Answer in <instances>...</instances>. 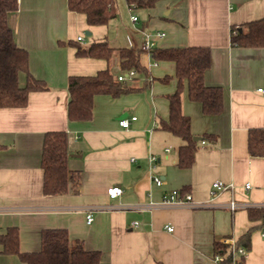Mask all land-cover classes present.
Returning <instances> with one entry per match:
<instances>
[{"label": "crops", "instance_id": "1", "mask_svg": "<svg viewBox=\"0 0 264 264\" xmlns=\"http://www.w3.org/2000/svg\"><path fill=\"white\" fill-rule=\"evenodd\" d=\"M126 1L130 25H117L113 36H108V24L90 25L85 14L70 10L68 0H18V10L10 13L16 42L29 52L31 72L48 88L31 92L25 107L0 108V233L17 226L22 251H39L44 229L65 228L72 241L101 251V264H220L215 243L238 241L258 224L249 219L248 207L264 206V156L248 149L249 130L264 127V93L259 91L264 88V47L231 43L233 26L264 17V0H157L152 7ZM157 32L166 34L155 37V48L209 46L212 64L205 82L224 90L223 111L208 115L185 87L182 109L191 117L193 135L215 136L199 142L189 168L178 164L183 140L160 125L169 120L168 96L178 85L173 61L144 52L148 76L139 79L138 73L129 81L141 90L97 95L90 120L68 118L71 75L107 68L115 77L127 72L117 53L110 59L79 56L70 41L88 47L107 38L114 48L141 47ZM164 76L171 79L165 82ZM25 81L21 73L20 83ZM133 116L137 119L128 128L119 124ZM49 130L67 131L68 165L79 179L70 185L78 181L77 191L43 192L41 161ZM158 176L161 186L153 179ZM217 180L233 183V191L211 193ZM112 186H121L122 194L111 198L107 190ZM175 189L191 193L196 205L164 204V196ZM232 199L245 206L232 211ZM262 229L252 233L245 264H264ZM0 264L26 263L2 253L0 245Z\"/></svg>", "mask_w": 264, "mask_h": 264}, {"label": "trees", "instance_id": "2", "mask_svg": "<svg viewBox=\"0 0 264 264\" xmlns=\"http://www.w3.org/2000/svg\"><path fill=\"white\" fill-rule=\"evenodd\" d=\"M131 6L152 7L157 0H128ZM116 0H68L69 9L83 13L90 25L107 24L116 16ZM19 8L18 0H0V108L25 107L33 91L46 90V82L34 76L30 70L29 52L16 42L9 24V15ZM77 48L79 56L110 59L115 53L119 56L120 67L124 71L137 70L148 76L142 64L141 47L114 48L107 38L93 41L88 47L78 41H70ZM231 43L243 47H264V17L232 27ZM156 60L173 61L176 65L177 89L169 97V120H161V128L183 140L179 148L178 164L189 168L195 161L199 142L194 140L191 130V117L183 112L182 101L185 87L189 99L202 104L205 114L217 115L223 111L224 90L222 86L208 85L206 72L212 64V51L209 46L192 45L186 47L154 48L151 51ZM26 75L25 84L20 83V74ZM169 81L171 76H164ZM149 82V81H148ZM146 86V85H145ZM144 86V87H145ZM143 86L128 80L121 81L107 68L94 75H71L68 80L70 100L68 118L71 121L90 120L94 114V99L97 95L118 97L122 94L141 90ZM215 136L205 134L203 140ZM2 146L0 145V149ZM248 149L252 155L264 156V127L249 130ZM68 134L66 130H49L44 135L41 165L44 171L43 192L63 194L71 187L77 191L78 176L69 168ZM76 177V178H75ZM248 216L258 223L250 227L236 241L237 246L251 248V236L255 229L264 228V206L248 207ZM2 253L15 254L26 264H101L102 253L89 250L80 239L72 241L65 228H48L42 231L39 251H22L20 231L11 226L6 233H0ZM216 253L225 257L227 264L234 263V255L229 244L215 243ZM245 264L244 259L237 260Z\"/></svg>", "mask_w": 264, "mask_h": 264}, {"label": "built area", "instance_id": "3", "mask_svg": "<svg viewBox=\"0 0 264 264\" xmlns=\"http://www.w3.org/2000/svg\"><path fill=\"white\" fill-rule=\"evenodd\" d=\"M138 20V17L133 15L132 16V21L136 22ZM165 32H157L152 36L153 34H149L147 38L145 39L144 43L141 45V48L144 50L145 53H148L149 55L152 56V49L155 48L156 42H155V37H163L165 36ZM79 40H83V37L80 36L78 38ZM137 70L132 69L129 70L123 74H120L118 76V79L121 81H135L137 79ZM259 91L264 93V88H260ZM137 116H133L131 119L128 118H122L119 120V124L124 127L128 128L131 125V120H136ZM169 148L167 149V151ZM152 160L155 159L154 156L151 157ZM156 185L161 186L163 184V179L161 177H153ZM246 188H250L251 184L248 183L245 186ZM234 189V184L233 183H225L223 181L217 180L212 183V190L211 193H218L222 192L225 190H230L233 191ZM123 192V189L121 186H112L108 188L107 193L111 198H115L119 195H121ZM164 204H177V205H189V206H195L196 204L193 202V196L189 192H184L183 190L180 189H175L172 190L169 194H166L162 200ZM244 204H241L240 202L236 201L235 199H232L229 203V208L232 211H235L241 207H244ZM93 220L92 214H88V222H91ZM135 225H138V222H135ZM167 229L169 231H174L173 226H167ZM262 235L264 236V229H262ZM223 243L229 244L232 248V253L234 255V263L233 264H238L237 260L240 258L245 259L248 254L249 250L245 248L244 246H237L236 241L233 238H225L222 241ZM215 260L219 262L220 264H227L225 257L222 254L216 253L215 255Z\"/></svg>", "mask_w": 264, "mask_h": 264}, {"label": "rangeland", "instance_id": "4", "mask_svg": "<svg viewBox=\"0 0 264 264\" xmlns=\"http://www.w3.org/2000/svg\"><path fill=\"white\" fill-rule=\"evenodd\" d=\"M116 9H117V15L113 17L106 25H107V33L108 36H113V31L118 25L129 26L130 25V12L128 8V4L126 0H116ZM136 15H140V11L134 12ZM104 30V29H102ZM84 37L86 39L91 38L90 35H87L84 33ZM143 74H139L138 78L141 79Z\"/></svg>", "mask_w": 264, "mask_h": 264}, {"label": "water", "instance_id": "5", "mask_svg": "<svg viewBox=\"0 0 264 264\" xmlns=\"http://www.w3.org/2000/svg\"><path fill=\"white\" fill-rule=\"evenodd\" d=\"M194 140L200 141V140H203V138H202V136H194Z\"/></svg>", "mask_w": 264, "mask_h": 264}]
</instances>
